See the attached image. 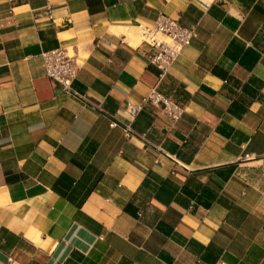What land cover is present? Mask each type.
<instances>
[{"label": "crops", "instance_id": "obj_1", "mask_svg": "<svg viewBox=\"0 0 264 264\" xmlns=\"http://www.w3.org/2000/svg\"><path fill=\"white\" fill-rule=\"evenodd\" d=\"M161 14L196 38L160 79L113 30ZM156 85L178 123L124 110ZM0 264H264V0H0Z\"/></svg>", "mask_w": 264, "mask_h": 264}, {"label": "built area", "instance_id": "obj_2", "mask_svg": "<svg viewBox=\"0 0 264 264\" xmlns=\"http://www.w3.org/2000/svg\"><path fill=\"white\" fill-rule=\"evenodd\" d=\"M49 14L51 16L50 12ZM137 29L140 32V43L150 49L148 61L159 71L160 79L168 74L182 50L196 38L195 27H182L162 14L158 16L152 27L138 26ZM41 59L46 76L61 85L65 92L72 94V85L79 68L78 57L73 49L60 47L53 51L43 52ZM147 106L157 109L172 123H178L184 114V108L172 98L159 93L157 85L151 88L139 102H126L124 110L134 118ZM116 126L115 122L111 125L112 128ZM131 135L128 127L123 128L125 139Z\"/></svg>", "mask_w": 264, "mask_h": 264}, {"label": "bare ground", "instance_id": "obj_3", "mask_svg": "<svg viewBox=\"0 0 264 264\" xmlns=\"http://www.w3.org/2000/svg\"><path fill=\"white\" fill-rule=\"evenodd\" d=\"M117 29H114L113 31H114V33H117V34H122V35H124L125 36V38H126V41L128 42V44H130L131 46H136L137 47V45L140 43V42H138V40H135V39H133V35H132V33H130V30H128V29H118V27H116ZM121 35V36H122Z\"/></svg>", "mask_w": 264, "mask_h": 264}, {"label": "rangeland", "instance_id": "obj_4", "mask_svg": "<svg viewBox=\"0 0 264 264\" xmlns=\"http://www.w3.org/2000/svg\"><path fill=\"white\" fill-rule=\"evenodd\" d=\"M129 30V29H128ZM130 33H132V35H133V39H135V40H138V42H140L141 41V38H140V35H139V30L138 29H131L130 30Z\"/></svg>", "mask_w": 264, "mask_h": 264}]
</instances>
